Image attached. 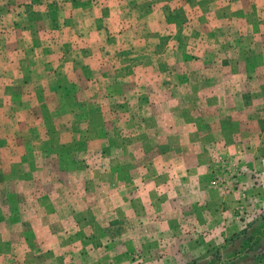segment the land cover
<instances>
[{"label": "crops", "instance_id": "obj_1", "mask_svg": "<svg viewBox=\"0 0 264 264\" xmlns=\"http://www.w3.org/2000/svg\"><path fill=\"white\" fill-rule=\"evenodd\" d=\"M255 3L264 9V0H33L27 14L0 0V189L39 176L53 197L19 204L16 216L7 208V256L264 264ZM90 142L96 152L56 151Z\"/></svg>", "mask_w": 264, "mask_h": 264}, {"label": "rangeland", "instance_id": "obj_2", "mask_svg": "<svg viewBox=\"0 0 264 264\" xmlns=\"http://www.w3.org/2000/svg\"><path fill=\"white\" fill-rule=\"evenodd\" d=\"M32 2H33V0H26V1L13 0V4H15V6L18 5L15 9V12H17V10H19L20 7L23 6L21 12H27V14H29V12H31V10L28 7L30 6V4ZM169 3H173V2H169ZM51 4L49 3V4H47V6L49 5L48 7H50ZM54 6L56 7V5H54ZM261 6H263V5H261ZM24 9H25V11H24ZM99 9L102 12L104 11V9H105L104 3L100 4ZM253 12H254L253 15L258 14L257 16H259V17L263 16L264 17V13H263L264 9L262 7H260L258 5V3H255ZM257 16H254L253 19L255 20V18ZM26 19H28V18L26 17ZM262 37H264V34H252V35H250V38L253 39L252 41L255 42L254 47L252 48L254 51V54L255 53L257 55L262 54L261 49H264V48H261V44H260L261 43L260 39ZM259 46H260V48L258 49ZM254 86L255 87H253V85L251 86V90H255V89L257 90V85H254ZM262 92H263L262 93L263 97L261 98V101L259 103H257V101H256V103H254L253 105L255 107L254 112H258L259 115L264 116V85H263V91ZM77 99H79V101H81V98H76V100ZM250 105L252 106L251 103H250ZM74 108H75V105L67 106L66 108L61 105V113L66 116V114H69V112H74V110H73ZM69 110H71V111H69ZM77 111L81 112V109H78ZM38 112H39V110H38ZM40 112H41V115L44 116V112H42V111H40ZM75 116L81 117V115H79V114H75ZM97 117H98V115H97ZM82 126H83V124H82ZM5 132H6V130L3 129L2 127H0V141L3 138V135H5ZM15 132H16L15 129H13V128L9 129V133H15ZM39 133L41 136L46 135V134H44V129H43V134L41 133V131H39ZM91 142H92V140H91ZM91 142L89 143V145H87V144H85V146L79 145V146H75V148H73V149L71 148L70 144L67 143V144L62 145V146H57L56 151L58 153H60V152L64 153V152H66V150L69 149V153H71L72 151H75V152H81L82 151L83 152V149H84V151H88L90 153L93 151L96 152L97 148H99V145H97V144L96 145H90ZM46 149H44L45 152L47 151ZM52 163L54 164V162H52ZM42 165H43V167L44 166L48 167L49 161H43ZM97 172H98L97 170H94V174L92 177V179L94 181L99 180V178L97 177ZM2 180L3 179H1V177H0V186H1ZM34 183H36V184L34 185ZM39 184H41V187H39ZM37 188H40V190H41V192H40V194H38V196H37V193H36V195H34V193L31 192V190L37 189ZM46 188H47V185H45L44 178L36 176V177L23 178L22 182L19 183V186L15 191L13 190L11 192L8 191L7 193H5L0 189V264H20L21 263L20 257L15 256V257L10 258V256H7V253L5 251H3V245L5 243L1 239L2 232H4L3 228H2L3 221L5 220V218L8 220V217H13V216H16V215L21 213V207L19 209H16V207H18L19 204L20 205L23 204L27 208H30V206H34L33 203H35V202H38V201L39 202H46L47 200L51 201L53 197H51V198L45 197L42 193L43 191H45ZM8 207H10V208L13 207V209L10 210L11 213H14L13 216H8V214H7V208ZM27 208H25V209H27ZM25 209H23V210H25ZM5 212L7 214L6 217L4 216ZM26 215L28 216L29 214L26 213ZM23 243H25V242H23Z\"/></svg>", "mask_w": 264, "mask_h": 264}, {"label": "trees", "instance_id": "obj_3", "mask_svg": "<svg viewBox=\"0 0 264 264\" xmlns=\"http://www.w3.org/2000/svg\"><path fill=\"white\" fill-rule=\"evenodd\" d=\"M254 245H256V243L252 244V246L250 245V246H249V248H251V247L253 248V247H254ZM255 249H256V248H255Z\"/></svg>", "mask_w": 264, "mask_h": 264}]
</instances>
